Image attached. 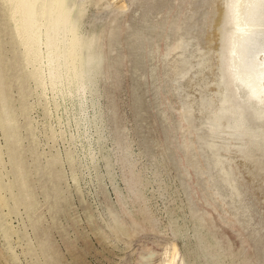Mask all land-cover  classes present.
Here are the masks:
<instances>
[{
  "label": "rangeland",
  "instance_id": "obj_1",
  "mask_svg": "<svg viewBox=\"0 0 264 264\" xmlns=\"http://www.w3.org/2000/svg\"><path fill=\"white\" fill-rule=\"evenodd\" d=\"M80 2L83 105L0 0V264H264V92L237 79L213 125L226 0Z\"/></svg>",
  "mask_w": 264,
  "mask_h": 264
},
{
  "label": "bare ground",
  "instance_id": "obj_2",
  "mask_svg": "<svg viewBox=\"0 0 264 264\" xmlns=\"http://www.w3.org/2000/svg\"><path fill=\"white\" fill-rule=\"evenodd\" d=\"M9 1L34 76L45 89L62 96H77L83 105L85 93L95 81V56L85 54L79 24L81 0ZM223 19L221 36L230 43L228 65L232 77L222 80L225 104L222 114L214 118V129L229 111L227 93L237 92V79L244 80L256 94L264 92V0H226ZM232 23L237 28L231 31ZM176 252L166 264H176Z\"/></svg>",
  "mask_w": 264,
  "mask_h": 264
}]
</instances>
